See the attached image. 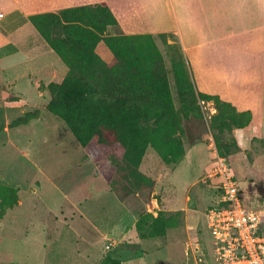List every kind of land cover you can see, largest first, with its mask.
Returning a JSON list of instances; mask_svg holds the SVG:
<instances>
[{
	"label": "rangeland",
	"instance_id": "obj_1",
	"mask_svg": "<svg viewBox=\"0 0 264 264\" xmlns=\"http://www.w3.org/2000/svg\"><path fill=\"white\" fill-rule=\"evenodd\" d=\"M130 1L127 3L129 8L124 9L137 12L144 10L142 4L148 0ZM134 1L137 3L133 6ZM251 1L213 0L221 32L258 24L249 19ZM112 3L113 10L123 4L121 0H112ZM150 4L157 7L158 12L166 14L173 8L177 13L175 18L169 14L157 23L159 29L166 31V42L160 34L152 36L163 56L165 75L180 120L178 134L183 142L184 157L177 164L167 165L149 147L139 171L153 184L133 193L124 172L118 170L110 174L107 171L101 175L97 172V165L87 161L84 150L66 124L46 111L45 100L49 93L44 99L27 94L22 98L26 102L7 99L3 87L5 75L0 69V184L18 189L20 197L19 204L0 219V264H42L43 261L46 264L53 258L58 260L54 264H74L76 252L89 247L102 253V260L106 256L117 260L121 257L137 264L143 255H148L150 264L184 261L182 239L171 243L167 234L164 237L135 235V225L144 214L156 217L163 210L173 226L185 227L187 224L196 237L202 239V247L199 241L195 245L189 243L188 256L195 259L198 253L199 260L202 249L208 258H214L212 240L208 237L209 245H205L204 238L210 236L206 213L218 199L219 182L212 175L219 144L210 129V116L216 110L213 104L200 102L202 116L192 115L186 119L181 112L177 80L172 69L173 56L177 59L181 56L193 81L192 66L183 50L182 36L196 26L198 7L192 0H150ZM245 19L246 23L243 22ZM117 33L113 28L106 35ZM172 44L175 45L173 50L169 47ZM98 52L105 60L111 58L104 45L99 46ZM35 105L40 111V120L10 129L9 125L18 118L35 111ZM219 139L224 146L235 142L229 133ZM232 152L225 157L233 174L230 156L238 150ZM111 162L113 165L118 163L115 159ZM186 212L188 217H184ZM260 218L264 230V212L260 213ZM152 239H159V245L150 243ZM197 258L198 264H206L204 259L201 263Z\"/></svg>",
	"mask_w": 264,
	"mask_h": 264
},
{
	"label": "trees",
	"instance_id": "obj_2",
	"mask_svg": "<svg viewBox=\"0 0 264 264\" xmlns=\"http://www.w3.org/2000/svg\"><path fill=\"white\" fill-rule=\"evenodd\" d=\"M31 22L69 69L61 84L46 88L50 95L46 111L66 124L99 174L124 172L134 193L153 184L139 171L149 147L167 165L181 161L185 150L178 134L180 120L163 56L152 35L107 36L108 27L119 22L105 2L34 15ZM160 37L167 41V34ZM100 45L110 52L109 60L98 52ZM169 47L173 50L175 45ZM172 65L182 115L186 119L202 116L200 102L213 104L216 113L210 116V129L219 144V155L239 150L236 141L224 146L219 136L248 129L252 112H239L218 96L197 92L181 56H173ZM40 115L39 110L26 113L9 127L29 124ZM112 159L118 163L113 165ZM19 202L18 189L0 184V219ZM171 226L160 211L156 217L144 214L136 230L141 237H164ZM100 264L121 261L106 256Z\"/></svg>",
	"mask_w": 264,
	"mask_h": 264
},
{
	"label": "crops",
	"instance_id": "obj_3",
	"mask_svg": "<svg viewBox=\"0 0 264 264\" xmlns=\"http://www.w3.org/2000/svg\"><path fill=\"white\" fill-rule=\"evenodd\" d=\"M129 1L121 0L123 4L113 10L112 0H0V69L5 75L3 87L7 91V99L26 102L22 98L27 94H34L38 99H44L48 94L46 88L51 84H61L69 72L68 67L32 24L31 17L34 15L58 13L67 8L105 2L113 10L119 22L117 26L108 27L107 32L113 28L119 32L112 36L165 33L166 31L159 29L157 23L159 24L166 15L170 14L174 18L177 16L173 8L166 14L158 12L157 7L150 4V0L142 4L143 11L125 10L124 8H129L127 4ZM192 1L197 5L195 7H198L195 16L196 26L186 31L182 40L183 50L191 62L193 83L199 93L218 96L239 112H252L253 120L250 127L236 129L231 134L239 150L231 155L230 159H232L233 175H237L234 177L239 185L243 203L246 207L263 213L264 0L250 2L252 9L249 19L251 23L258 24H251L249 28L235 31L230 28L224 32H221L217 24L218 15L213 9V0ZM243 22L246 23L247 19ZM173 32L176 33V29ZM49 101L50 95L45 100V108ZM34 107L35 110H39L36 105ZM184 217H188L187 212ZM137 234L138 232H135V235ZM166 234L167 239L171 237V243L182 239L185 249L184 261L176 259L177 261L170 264H198L195 260L198 253L195 259L192 255L188 256L187 246L190 242L191 245H195L198 241L201 243L202 239L197 238L187 224L185 227L172 225ZM208 237L210 236L204 238L205 245H209ZM150 243L158 246L160 240L152 239ZM163 246H165L164 241ZM200 246L202 247V243ZM76 253L77 259L74 264H100L102 261V253L96 252L93 247ZM199 253L200 259L197 260L201 263L203 259L206 264L216 263L214 253V258H208L202 249ZM52 254L54 255L55 251ZM143 256L137 264H150L147 260L148 255ZM120 260L121 264H134L122 260L121 257ZM54 263H58V260L53 258L46 264Z\"/></svg>",
	"mask_w": 264,
	"mask_h": 264
},
{
	"label": "built area",
	"instance_id": "obj_4",
	"mask_svg": "<svg viewBox=\"0 0 264 264\" xmlns=\"http://www.w3.org/2000/svg\"><path fill=\"white\" fill-rule=\"evenodd\" d=\"M212 178L219 182L218 199L209 207L206 218L217 264H264L260 213L243 203L226 157L217 155Z\"/></svg>",
	"mask_w": 264,
	"mask_h": 264
}]
</instances>
